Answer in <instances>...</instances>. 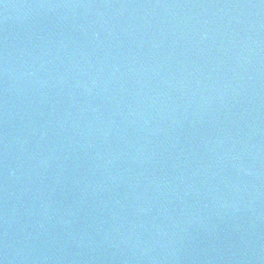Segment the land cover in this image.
Here are the masks:
<instances>
[{
    "label": "water",
    "instance_id": "water-1",
    "mask_svg": "<svg viewBox=\"0 0 264 264\" xmlns=\"http://www.w3.org/2000/svg\"><path fill=\"white\" fill-rule=\"evenodd\" d=\"M0 264H264V0H0Z\"/></svg>",
    "mask_w": 264,
    "mask_h": 264
}]
</instances>
